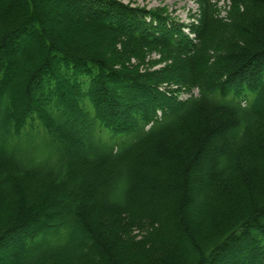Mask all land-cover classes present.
Here are the masks:
<instances>
[{"label": "trees", "instance_id": "trees-1", "mask_svg": "<svg viewBox=\"0 0 264 264\" xmlns=\"http://www.w3.org/2000/svg\"><path fill=\"white\" fill-rule=\"evenodd\" d=\"M0 2L7 264H264V0Z\"/></svg>", "mask_w": 264, "mask_h": 264}, {"label": "rangeland", "instance_id": "rangeland-1", "mask_svg": "<svg viewBox=\"0 0 264 264\" xmlns=\"http://www.w3.org/2000/svg\"><path fill=\"white\" fill-rule=\"evenodd\" d=\"M2 1V0H0ZM123 3L127 4H131L133 6L139 7V8H146V9H160V11H164L168 14H170L172 17L178 19L179 21L183 22V23H187L190 21V17L194 16L196 14L197 11V5H196V0H120ZM225 0H218V5L220 7H224V5L226 3H224ZM2 4V2H0V5ZM224 4V5H223ZM53 5V6H52ZM49 6H52V9L50 10H54L53 11V18L55 20L56 23H60L62 20H64L65 15L67 14L62 6H56L54 3L49 4ZM68 13L72 14V20L73 22H77V20H75L76 15L73 14V12L70 9L66 10ZM254 13L258 14L257 11H255ZM68 15V14H67ZM220 16L225 17V12L223 10H221L220 12ZM1 18V17H0ZM4 18V17H2ZM77 19V18H76ZM29 52H35L36 49L34 48V44L31 42L28 47H27ZM145 63L146 64H152L153 62H157L159 59V55L155 52H150L149 55L145 56ZM134 63V62H132ZM162 65H157V63H155L153 65V68L151 71H158L160 70L162 67ZM9 91H11L9 89ZM13 91V89H12ZM12 93V92H11ZM195 97H197V93L196 91L193 92ZM124 99L122 104H120L121 110H124V108H126L125 106H127L128 104L132 105V106H142L145 105L148 101L146 102H139L138 104V99H136L129 90L125 89L124 92ZM152 100H155L154 96H150ZM182 97H185V95H182ZM127 103V104H126ZM133 107V108H135ZM68 150L70 154H74L73 151L77 149L76 145L70 146L68 145ZM111 224V220L110 221H106L105 223V228H109V225ZM16 237H22V236H16ZM18 238L16 239L15 242H13L12 244H10L12 241L11 240H5L1 243L0 245V264H7L8 260L10 257L14 256V254L17 252V248L19 246L18 244ZM143 258L141 257V261ZM246 262V258L243 257L242 259L239 260L240 264H253L251 263V261L247 260ZM226 261L223 259H219L218 262H213L212 264H225ZM228 264V263H226ZM237 264V263H236Z\"/></svg>", "mask_w": 264, "mask_h": 264}, {"label": "bare ground", "instance_id": "bare-ground-1", "mask_svg": "<svg viewBox=\"0 0 264 264\" xmlns=\"http://www.w3.org/2000/svg\"><path fill=\"white\" fill-rule=\"evenodd\" d=\"M8 8L5 6V4H1L0 6V16H3V14H6L7 13V10Z\"/></svg>", "mask_w": 264, "mask_h": 264}]
</instances>
